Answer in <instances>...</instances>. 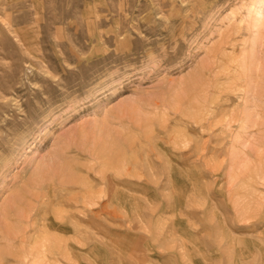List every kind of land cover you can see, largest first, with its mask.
I'll return each instance as SVG.
<instances>
[{
  "label": "rangeland",
  "instance_id": "rangeland-1",
  "mask_svg": "<svg viewBox=\"0 0 264 264\" xmlns=\"http://www.w3.org/2000/svg\"><path fill=\"white\" fill-rule=\"evenodd\" d=\"M0 264H264V0H0Z\"/></svg>",
  "mask_w": 264,
  "mask_h": 264
},
{
  "label": "bare ground",
  "instance_id": "bare-ground-1",
  "mask_svg": "<svg viewBox=\"0 0 264 264\" xmlns=\"http://www.w3.org/2000/svg\"><path fill=\"white\" fill-rule=\"evenodd\" d=\"M60 163V162H59ZM71 180V179H70ZM82 181V180H81ZM105 183V182H104ZM85 184H87V186H88V183H85ZM67 187V186H66ZM89 188V187H88ZM87 188V189H88ZM89 190V189H88ZM79 192V191H78ZM84 192V191H83ZM90 194H91V192H89ZM88 193V194H89ZM87 194V195H88ZM95 194V193H94ZM97 194V193H96ZM99 194H100V192H99ZM75 196V195H74ZM73 196V197H74ZM82 196V195H81ZM96 196V195H95ZM86 197V196H85ZM41 199V198H40ZM80 199H82V197L80 198ZM88 200H90L89 198H87ZM67 202V201H66ZM88 202H90V201H88ZM91 202H92V199H91ZM82 203V205H83V202H81ZM87 206V205H86ZM74 207V206H73ZM75 208V207H74ZM64 212V211H63ZM68 212V211H67ZM115 213V212H114ZM60 214V213H59ZM78 214V213H77ZM67 215V214H66ZM72 215V214H71ZM80 215V214H79ZM74 216H77V215H74ZM82 216V215H81ZM65 217V216H64ZM5 219V218H4ZM77 219V218H76ZM83 219V218H82ZM3 220V219H2ZM70 220V219H69ZM77 221V220H76ZM84 222V221H83ZM65 223H66V221H65ZM64 223V224H65ZM75 224V223H74ZM45 225V224H44ZM61 226V225H60ZM60 226H58V228H60ZM62 227V226H61ZM46 228V227H45ZM69 228V227H68ZM70 229V228H69ZM72 229V228H71ZM82 230V229H81ZM73 236V235H72ZM44 237V236H43ZM79 237V236H78ZM81 237H82V235H81ZM85 237V236H84ZM56 239V238H55ZM90 240V239H89ZM59 242H61V241H59ZM64 242V241H63ZM40 246H42V245H40ZM43 247V246H42ZM46 247V246H45ZM51 247V246H50ZM53 247V246H52ZM49 250H50V248H49ZM59 249H57V251H58ZM52 252V251H51ZM55 252H56V250H55ZM38 253H40V252H38ZM47 253H48V251H47ZM61 255V254H60ZM63 256V255H62Z\"/></svg>",
  "mask_w": 264,
  "mask_h": 264
}]
</instances>
